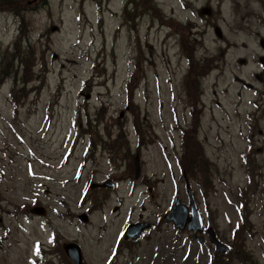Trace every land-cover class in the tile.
Segmentation results:
<instances>
[{"label": "rangeland", "instance_id": "374dc122", "mask_svg": "<svg viewBox=\"0 0 264 264\" xmlns=\"http://www.w3.org/2000/svg\"><path fill=\"white\" fill-rule=\"evenodd\" d=\"M24 2L0 9L13 67L0 83V264H73L68 242L84 264H212L207 230L200 242L165 218L190 203L187 182L229 249L248 201L247 255L264 264V0ZM188 141L210 163L207 189L199 155L198 176L181 166ZM140 221L152 227L132 240Z\"/></svg>", "mask_w": 264, "mask_h": 264}, {"label": "trees", "instance_id": "16d2710c", "mask_svg": "<svg viewBox=\"0 0 264 264\" xmlns=\"http://www.w3.org/2000/svg\"><path fill=\"white\" fill-rule=\"evenodd\" d=\"M43 1H45V0H43ZM147 1H149V0H147ZM150 1H152V0H150ZM25 5L26 4H25L24 0H0V9L13 10V11H16L17 13H21L24 10ZM183 42L185 43L184 40H183ZM187 50L189 53V57L191 59V63H190V65H191V67H190L191 76L197 75V76H199V78H202L205 75V73H203L204 72L203 68L204 69L208 68V65L206 63L207 58H197L196 57V47H193L191 50H190V48H188ZM7 53L9 54V50L8 51H2V49L0 47V59L6 58L5 56L7 55ZM11 54L18 60L23 55V52H21L20 48L18 46H16L14 53H11ZM12 68H13L12 65H10L7 68H3V66L0 62V83L2 82L3 79H5L7 76H9V72L13 71ZM14 71L19 73L18 69L14 70ZM15 80L18 81L17 78ZM15 87H16V84L13 88L12 95H15ZM185 135H186V137H188L187 131H185ZM120 147H121V143L119 142L118 137H117V139L114 140L112 143V149H119ZM186 150H187V153L185 154V156L183 158H181V166H182L184 172L189 173L192 176H198L195 169H197L199 164L197 165L196 163H194V159L199 155L197 158L203 159L204 166H203V169H200L201 166H199L198 172H199V175L202 177L203 186L206 189L209 188V186L211 184V181L209 180V178H210V172H209L210 163H209L208 159L205 158V156H204L203 148H201V146L199 144L194 145L190 141H188L186 143ZM202 151H203V153H202ZM245 159L247 162V153L245 154ZM253 177H255V174H253ZM241 193H243V191H241ZM243 196L246 199L245 194H243ZM245 208H248V201L244 202L243 200H241L240 211L242 213V219L243 220L238 224L237 228L234 231V236H233L234 239L233 240H235V241H232L231 249H229L227 252H225V253L215 252L214 257L212 259V264H231L234 259H237L242 264L254 263V260L251 259L247 255L248 251L246 250L245 234L249 230L246 228L247 227V221H248L247 219H248L249 214H246ZM232 250L234 251V254H232ZM227 257H229V258L226 259ZM255 264H259V263H255Z\"/></svg>", "mask_w": 264, "mask_h": 264}, {"label": "water", "instance_id": "95a60500", "mask_svg": "<svg viewBox=\"0 0 264 264\" xmlns=\"http://www.w3.org/2000/svg\"><path fill=\"white\" fill-rule=\"evenodd\" d=\"M135 177L139 178L142 173L141 157L138 153L135 157ZM115 187V183L111 179H107L102 183H93L92 187ZM190 203L186 204L181 198L177 197L174 207L165 215L169 222H173L178 230H189L193 232V238L203 242L205 236L202 235L206 228V222L201 209L198 206L193 189L189 182H187ZM152 227L151 223L140 221L130 223L126 228L128 237L132 240H137L142 233ZM209 239L215 245V249L219 253H225L229 250V245L221 241L213 227H207ZM67 256L72 260L73 264H84V252L82 246L77 242H68L63 246Z\"/></svg>", "mask_w": 264, "mask_h": 264}]
</instances>
